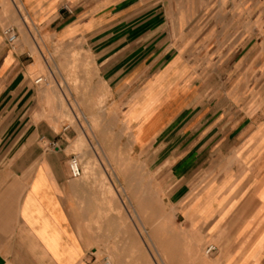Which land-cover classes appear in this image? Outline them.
Instances as JSON below:
<instances>
[{"label": "crops", "instance_id": "1", "mask_svg": "<svg viewBox=\"0 0 264 264\" xmlns=\"http://www.w3.org/2000/svg\"><path fill=\"white\" fill-rule=\"evenodd\" d=\"M214 1L224 7L223 16L254 19L222 38L199 22L220 13L215 6L205 11ZM22 3L49 54L56 45L83 46L92 64L84 89L93 91L84 120L100 129L80 135L72 127H48L60 121L45 116L46 89L33 80L39 59L21 31L12 48L0 30V142L7 159L6 170L0 167V178L7 174L0 181V264H101L117 232L110 172L159 165L155 142L164 135L162 164L169 169L159 186L170 182L166 193L173 203L187 200L168 209L172 224L178 227L181 219L187 228L208 227L210 238L236 241L235 249L224 247L226 257L264 264V204L257 196L264 186V0ZM232 48L244 51L245 66L256 65L248 68L242 93L221 91L219 76L206 73ZM124 126L132 131L136 157L113 162L110 132L126 136ZM84 141L88 158L99 162L92 174L73 178L69 161ZM127 142L121 137L118 150L124 152ZM207 178L216 182L196 190ZM154 213L161 224L163 211Z\"/></svg>", "mask_w": 264, "mask_h": 264}, {"label": "rangeland", "instance_id": "2", "mask_svg": "<svg viewBox=\"0 0 264 264\" xmlns=\"http://www.w3.org/2000/svg\"><path fill=\"white\" fill-rule=\"evenodd\" d=\"M239 4L241 6V2ZM203 5L199 3L198 7L201 8ZM191 6L193 7V5L186 4L188 10ZM214 6L216 9H220V13L215 15L213 19H200L199 22L207 23L206 28L210 25V28L213 27L214 30L219 31L222 38L229 35L234 28L237 32L241 30L245 24L243 23L245 20L254 19V17L249 16L247 18H242V16L232 18L223 16L221 10L224 7H218L215 1L210 5L208 4L205 11L213 9ZM23 10L25 11L24 6ZM27 22L36 44L29 37V31L23 27L18 13L11 6L10 1L1 0L0 27L5 23L17 25L23 33L26 43L31 47L32 53L39 59V72L33 76V80L35 81L39 76L46 79L45 83L40 84L43 89H46L45 116L55 117L60 121V123H53L48 127L57 132H63L65 128L72 127L80 135L84 131L91 129L96 131L100 129V123H86L84 120V109L90 108L93 91L84 89L83 75H86L90 71V78L92 77V64L83 46L76 43L65 46L56 45L54 51L49 54L44 46H42L35 30L30 27L31 20L29 15H27ZM253 25L249 24L248 27L251 28ZM233 37L234 34L232 35ZM241 51V49L233 48L226 51L227 53L224 54L218 64L206 71L208 74L219 76L220 80L217 84L221 91L233 89L238 91V93H242L243 89H246V73L248 68L251 70L256 65L250 63L249 66H245L244 51ZM40 52L42 53L43 60L40 58ZM217 52L223 51L219 50ZM203 54H201V58ZM226 57H229L228 60H224ZM255 67L254 70L256 69ZM98 92L100 94L99 101L105 102L106 95L104 94V90ZM223 95L221 92V106H226L227 101L222 97ZM109 127L111 129L114 127L113 122H109ZM124 127L123 133L126 136L121 137H123V141L126 138L128 139L124 152L118 150L120 146L118 141L121 137L114 136L112 130L110 132L109 141L112 150L110 160L113 162L135 159L136 157V154H130L132 131L129 127ZM165 136H162L155 142L159 148V165L152 166V168L146 166L143 168L126 166L112 169L110 172L113 184L111 194H113L114 198V211L116 213L115 228L117 232L115 233L114 246L108 250V258L115 264H237L234 258L226 257L222 253L225 246L229 250L235 249L237 245L236 241L220 242L210 238L208 227L187 228L185 224L181 223V219L179 220L178 227L172 224V214L167 213L168 209L170 207L174 209L180 208L187 200L175 204L169 200V194L166 193L170 182L161 183V186H159L158 181L167 177L169 169L168 165L164 166L162 164L165 156L161 152V147L164 144L163 138ZM136 138L139 140L140 137L137 135ZM5 146L6 143L0 142V167L6 170ZM86 148H88V145L84 141L73 151L74 154L79 156L83 164L84 177L94 172L93 162L96 163V166L99 162L95 158H88V154L85 151ZM95 149L98 152L97 145ZM149 157V154L142 156V158ZM102 178V186L105 187L107 185L110 190L108 178L103 174ZM6 179L7 174L5 172L1 174V183H5ZM215 182V178L210 180L207 178L203 180V183L196 190L203 188V185L205 187ZM257 196L264 204V186L258 191ZM213 198L216 201V195ZM193 199H195V196L189 202H192ZM160 210L163 211L162 223L155 224L154 217L156 214L154 212ZM140 212H146V215L141 216L139 215ZM204 212L200 214H204ZM210 244L215 245L217 249L207 254L205 253L206 248ZM249 259L251 257H244L239 264H245ZM232 261L235 262L232 263Z\"/></svg>", "mask_w": 264, "mask_h": 264}, {"label": "built area", "instance_id": "3", "mask_svg": "<svg viewBox=\"0 0 264 264\" xmlns=\"http://www.w3.org/2000/svg\"><path fill=\"white\" fill-rule=\"evenodd\" d=\"M11 3V6L14 7L16 13H18L19 18L22 22L23 27L29 31L31 34V30L29 29L28 22H27V15L23 10V3L22 0H9ZM0 7H1V0H0ZM0 30L2 32V35L8 44L9 47L14 48V46L20 41V30L17 25H13L11 23H5L3 26L0 27ZM46 82V79L42 76H39L35 79V84H43ZM70 171L73 178H80L83 175V170L81 167V162L79 160V157L77 155H73L70 159ZM217 249V247L213 244H210L206 248V253L209 254L211 252H214ZM101 264H115L112 262L109 258H105Z\"/></svg>", "mask_w": 264, "mask_h": 264}, {"label": "bare ground", "instance_id": "4", "mask_svg": "<svg viewBox=\"0 0 264 264\" xmlns=\"http://www.w3.org/2000/svg\"><path fill=\"white\" fill-rule=\"evenodd\" d=\"M85 114V113H84ZM206 253V252H205Z\"/></svg>", "mask_w": 264, "mask_h": 264}]
</instances>
